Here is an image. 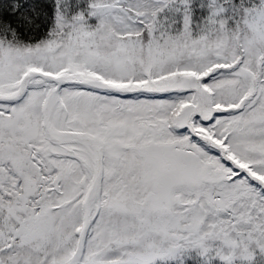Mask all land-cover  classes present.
<instances>
[{"label":"snow or ice","instance_id":"obj_1","mask_svg":"<svg viewBox=\"0 0 264 264\" xmlns=\"http://www.w3.org/2000/svg\"><path fill=\"white\" fill-rule=\"evenodd\" d=\"M0 264H264V0H0Z\"/></svg>","mask_w":264,"mask_h":264}]
</instances>
